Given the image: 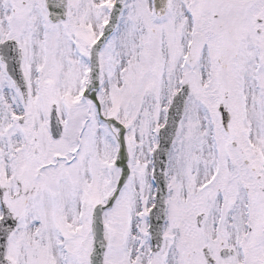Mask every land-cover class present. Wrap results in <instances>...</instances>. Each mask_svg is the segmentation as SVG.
Masks as SVG:
<instances>
[{"label":"snow or ice","instance_id":"obj_1","mask_svg":"<svg viewBox=\"0 0 264 264\" xmlns=\"http://www.w3.org/2000/svg\"><path fill=\"white\" fill-rule=\"evenodd\" d=\"M0 264H264V0H0Z\"/></svg>","mask_w":264,"mask_h":264}]
</instances>
